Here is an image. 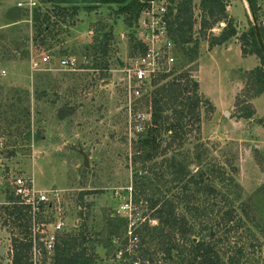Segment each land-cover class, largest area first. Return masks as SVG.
I'll return each instance as SVG.
<instances>
[{"label":"rangeland","instance_id":"1","mask_svg":"<svg viewBox=\"0 0 264 264\" xmlns=\"http://www.w3.org/2000/svg\"><path fill=\"white\" fill-rule=\"evenodd\" d=\"M129 1L0 0V264H11L12 233L23 236L4 209L13 203L15 177L24 178L25 186L47 196L41 212L32 210L27 236L35 237L40 248L36 263L51 262L53 252H42L41 236L43 231L52 232L61 220L58 241L83 231L94 264H134L137 260L139 264H176L166 256L165 238L158 235V214L150 207V200L160 197L172 202L175 212L191 226L192 234L184 241L189 236L193 241L207 239L222 211L233 207L243 227L230 235L247 252L243 262L264 264V151L259 143L263 131L251 130L244 136L233 133L224 118L214 121L213 111L204 104L199 123L187 125L182 140L162 130L161 147L145 160L149 149L141 144L143 136L129 128L124 96L126 65L138 51L133 46L149 36L150 29L141 19L150 0H139L137 19L127 21L128 15L118 13V8ZM162 1L155 0L151 8H159ZM224 1L236 35L210 48V37L218 35L225 24L218 21L202 28L199 0H193V41H176L172 68L198 76L203 99H207L204 93L218 104L232 100L226 117L242 119L248 109L252 117L255 111L258 116L251 120L264 125V93L253 97L248 77L259 59L241 52L242 45L249 48L240 37L253 26L252 12L248 0ZM256 4L260 25L264 0ZM38 25L43 28L39 36L43 41L33 40L40 32ZM106 33L111 38L104 56L97 45ZM47 54L52 56L50 63L43 61ZM69 56L75 58L73 69L59 63ZM94 59L105 62L106 70L94 68ZM163 81L151 83L150 96L138 103V109L150 105L147 100ZM162 115L172 116L171 110ZM249 123L244 122L243 128L248 129ZM172 155L188 165L185 176L165 167ZM189 176L198 183L202 177L215 191L197 192L196 185L187 182ZM81 192L82 202L78 200ZM128 200H132L129 210L118 213ZM169 236L182 242L176 231ZM227 244L218 245L224 259ZM141 252H146L145 257Z\"/></svg>","mask_w":264,"mask_h":264},{"label":"trees","instance_id":"2","mask_svg":"<svg viewBox=\"0 0 264 264\" xmlns=\"http://www.w3.org/2000/svg\"><path fill=\"white\" fill-rule=\"evenodd\" d=\"M98 2H116L124 3L125 0H95ZM139 0H130L126 6L118 8V13H126L128 17L127 21L137 19L136 17L141 11ZM170 5L168 8L172 10L169 13L172 14L169 21V33L173 34L174 41L179 44H186L192 42L193 26L196 23L194 15L193 0H169ZM251 12L254 14L257 20V12L259 10L256 0H248ZM142 6V4H141ZM60 11L63 12L60 8ZM199 9L202 12L200 18V25L202 28H210V25L214 22L223 21L224 27L218 35H213L209 39V47L214 45H221L227 42L231 37L236 35V28L232 21L229 19L226 11V4L224 0H199ZM61 14V12H60ZM259 25V24H258ZM40 30L37 35L33 37L34 41H43L44 38L40 36L43 28L40 25L37 26ZM259 30L262 38V44L258 41L254 27L248 30L247 33L242 34L240 37L243 42L249 44L248 50L241 46V52L243 55L255 54L259 59V65L255 66L249 72V78L253 82L254 91L252 96L256 97L264 93V24L260 22ZM111 38L109 34H104L102 41L98 43L97 49L100 50L102 55H106L108 51V39ZM142 48L140 40H137L133 46ZM93 67H98L100 70H106V63L97 62L93 60ZM164 80V81H163ZM158 81H163L159 87H155V93L153 98L150 99L152 113L151 124L149 128L140 136L141 144L148 148L149 151L145 154V160H149L152 157L151 152L157 151L161 147V141L163 138L160 136L162 130L170 131L169 137L172 139L182 140L189 124L199 123V109L202 105L207 104L210 110L213 111V106L210 101L203 99L198 92L199 84L197 80H194L193 76H189L186 72L173 71L169 74H164L159 77ZM164 110H171V115L163 116ZM240 117L251 118L252 113L250 110ZM171 118V119H170ZM173 118V119H172ZM199 126H197V129ZM171 146V144H170ZM163 162L160 164L162 166ZM155 167V165H154ZM165 167L169 169H176L177 174H181L182 177L186 175L188 165L183 160L177 161L174 155L167 160ZM203 176V173H202ZM201 181V182H200ZM187 182H193L196 186L197 192L207 191L213 193L215 188L207 185L202 181V177L198 183L194 176H189ZM83 193L79 194L78 200L82 202ZM13 203L10 206H5L4 209L7 214L12 218L11 223L19 228L20 233L23 236H11V252L12 260L11 264H34L32 261V239L27 237L31 234V218L32 209L30 206L19 204L18 197L10 198ZM150 207L155 208V213L158 215V235L161 238H165L164 250L166 256L174 259L176 264H245L243 259L247 252L243 244H239L235 236H231L230 233L237 232L238 229L243 227L241 218H237V213L232 207L222 211V214L217 222H215L212 228H209L207 239L205 237L193 241L191 236L186 237L184 241L183 237L192 234V228L187 225V221L183 216H179L175 212L174 204L167 200H162L160 197L150 200ZM45 206L44 202H39L37 211L41 212ZM155 214H153L154 216ZM206 226H203L202 231H205ZM178 232L182 238V242H179L169 236L172 232ZM222 232V235L217 236L218 232ZM205 235V236H206ZM169 236V238H168ZM36 239V238H35ZM87 238L83 231L79 230L78 233L69 235L61 241H57L52 250L51 262L48 264H94L93 258L87 253L85 242ZM226 244V258L221 255L219 244ZM42 246V245H41ZM43 249V253L47 251ZM172 251H174L172 253ZM146 252H141L140 255L145 257ZM36 264H47L45 260H42Z\"/></svg>","mask_w":264,"mask_h":264},{"label":"built area","instance_id":"3","mask_svg":"<svg viewBox=\"0 0 264 264\" xmlns=\"http://www.w3.org/2000/svg\"><path fill=\"white\" fill-rule=\"evenodd\" d=\"M166 0L162 1L159 8L154 7L155 0L149 1V7L146 8L143 13L145 16L141 19V23L150 29L149 36L147 40H140L142 48L134 54L126 65L125 72L128 77V84L126 83L127 92L124 96V109L129 117V128L133 129L135 134H143L151 124V113L152 107L150 100L147 103L150 104L144 109L140 110L139 104L142 103L146 97L149 98L150 94L148 92V87L154 80H158L164 74H169L173 72V62H174V50L175 41L173 37L169 35L168 27L169 21L171 20L172 14L169 12L170 8L164 5ZM167 5H170L168 2ZM264 24V22H262ZM164 37V41H160L158 37ZM43 61L50 63L52 61V56L49 54L44 55ZM60 65L73 69L75 66L74 56H69L68 58H62L59 61ZM131 81L136 82L132 85ZM137 109V111L135 110ZM15 196L18 197V203L30 206L32 210L37 208L39 202H46L47 196L35 190L32 187L25 186V180L21 177H15L13 179ZM132 204V200H128L121 204L117 212H124L129 210ZM33 213V211H32ZM135 222H132V225ZM63 225V221H57L54 224V230L52 232L43 231L41 236V245L45 251L51 252L54 248L55 243L58 241L56 233H58ZM134 239L136 237L134 236ZM40 248L38 243L33 237L32 239V261L34 264V257L39 253ZM134 264H139L138 260Z\"/></svg>","mask_w":264,"mask_h":264},{"label":"crops","instance_id":"4","mask_svg":"<svg viewBox=\"0 0 264 264\" xmlns=\"http://www.w3.org/2000/svg\"><path fill=\"white\" fill-rule=\"evenodd\" d=\"M197 81H198V84L200 85L198 76H197ZM200 91H201V89H200ZM201 93H203V92L201 91ZM203 95L211 102V104L213 106L212 118L214 119V121H218V123H219V121L222 118H224L225 119L224 123L227 125V127L229 129L232 128L233 129V133H236V134L241 135V136L242 135L243 136L246 135V133H250L251 130H255V131H258V132L259 131H263V134H264V125H261V124L253 122L251 120V118H248V120H245L243 118L242 119L240 118L241 120L240 119L239 120H234L233 118L226 117V113H228V109L233 104L232 100L230 102L225 103V104H218V102H216L214 99H212L208 95H206L204 93H203ZM256 98H254V101L252 102L253 104L255 103V99ZM254 109L256 110V107ZM253 117L254 118L258 117L256 115V111L254 112V116ZM242 120H244V122H246V123L250 121L251 124L250 123H249L250 125L248 124L249 125L248 129L247 128H243L244 127L243 126L244 122ZM237 128L240 129V132H237V131L235 132V130ZM247 130H249V131H247ZM248 136H250V134ZM262 136H264V135H262ZM259 143H260V149H261V151L263 153V151H264V139L263 140L261 139V141L259 140Z\"/></svg>","mask_w":264,"mask_h":264},{"label":"water","instance_id":"5","mask_svg":"<svg viewBox=\"0 0 264 264\" xmlns=\"http://www.w3.org/2000/svg\"><path fill=\"white\" fill-rule=\"evenodd\" d=\"M251 17H252V23H253V27H254L255 32H256L257 39L262 44V38H261L260 30H259V25H258L257 20H256L253 13H252ZM194 80H197V78L194 77ZM84 165L85 166L87 165V159L86 158L84 159Z\"/></svg>","mask_w":264,"mask_h":264}]
</instances>
